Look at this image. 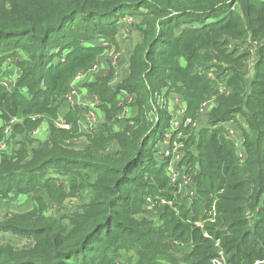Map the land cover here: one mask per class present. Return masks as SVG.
Returning <instances> with one entry per match:
<instances>
[{"label": "trees", "instance_id": "obj_1", "mask_svg": "<svg viewBox=\"0 0 264 264\" xmlns=\"http://www.w3.org/2000/svg\"><path fill=\"white\" fill-rule=\"evenodd\" d=\"M126 16L134 17L140 35L128 74L112 83L110 66L106 76L85 83L103 113L102 123L85 131L77 124L81 108L60 107L71 78L96 63L108 46L102 42L114 41ZM230 39L256 41L248 80L250 53L238 44L230 49ZM14 57L21 74L15 88L0 84V140L9 126L10 137H20L14 150L0 153V197L25 195L36 207L0 230L29 236L34 245L18 253L0 244V264H115L123 248L137 256L136 264H212L215 242L229 264H264V0H5L0 69ZM211 60L226 66L216 78L208 77L209 66L196 68ZM121 91L134 96L137 112L117 120ZM171 92L185 101L172 139L191 134L202 103L210 100V107L206 124L183 141L192 149L181 163L196 165V197L178 209L161 206L154 225L134 216L146 195L170 199L174 190L165 171L170 158L156 156L171 116L153 111ZM45 118L71 127L50 125L47 139L36 141L31 132ZM233 118L244 136L242 161L223 127ZM120 121L124 128L113 130ZM78 192L89 193L87 203L64 223L42 216L46 199L61 203ZM173 246L186 250L180 259L168 250Z\"/></svg>", "mask_w": 264, "mask_h": 264}, {"label": "rangeland", "instance_id": "obj_2", "mask_svg": "<svg viewBox=\"0 0 264 264\" xmlns=\"http://www.w3.org/2000/svg\"><path fill=\"white\" fill-rule=\"evenodd\" d=\"M1 1H5V0H0ZM134 17H129L126 16L124 18H121L119 20V25L122 24L120 27H128V23L133 21ZM125 31V30H124ZM124 35L126 36L127 33L125 32ZM138 36L137 41L138 42L140 40V35L137 32L136 34ZM119 36V33L116 34L117 38ZM124 36V37H125ZM99 42H102L101 39L99 40H94L91 41L90 43L93 44H97ZM135 42V43H136ZM108 42L103 41L102 44L103 45H108ZM235 44L239 45L240 50H248L249 51V56L246 59V64H247V69H246V74H245V79L248 80L250 77H252L253 73H254V65H255V54H256V41H251V40H247L244 42V40H240V42H237L236 40L230 39V45L229 48L231 49ZM112 47L111 51H108L107 53H102V56L105 57V64L108 66L109 70H110V66L112 65L111 62V57L113 55V53H119V55L117 56L118 60L116 61V63L114 64V73L116 71L117 68V64L120 60V58H122L123 56H125L127 53H125L126 51H124V53H122L121 51H119L118 49L114 48V44L113 46L110 45ZM108 47V46H107ZM127 50V48L125 49ZM109 58V60H108ZM128 62H129V58ZM207 65L210 67V70L208 71V77L209 78H216L218 75V71L217 68L221 67L224 69V67H226L223 63H219L215 60H211V61H202L201 63H199L198 65H196V68H199V66H204ZM18 62H17V58H10L7 59L5 61V63L1 66L0 69V84L5 88V89H12L15 88L16 86V82L18 80V75H20V71L18 68ZM96 65V64H94ZM93 65V66H94ZM92 66V67H93ZM129 67V65H128ZM91 68V67H90ZM96 73V69L93 72L92 76L90 77V79L97 77L98 75L95 74ZM128 74V73H127ZM124 75H119L118 73L114 75L113 79H112V83L113 82H120L123 79H125V77H123ZM229 74L227 72H225L224 76H221L222 80H217V87L219 91H224L225 90V79H223L224 77L228 78ZM72 80V78H71ZM70 80V82H71ZM69 82V84H70ZM85 87V84L82 85ZM87 89V88H86ZM88 92V90H87ZM126 95V94H125ZM171 95H178L181 96L180 94L176 93V92H171L166 96H162L160 98H158L157 104H155V106L153 107V111H157L159 108L164 109L165 111H167L170 116H171V121H170V126L169 128H167V130L164 133V137L162 138V140L158 143V147H160V149H158L156 151V156H161V152L163 150V146L168 143L171 147V153H172V157L175 159H178L177 162H175V164L180 167V168H184L186 171L192 173V175L195 174V168L196 165H194V167H191L190 165L185 164L184 162L181 163L182 159H184L186 157V149H192L190 148V145H184L183 141H185L186 139H188V137L190 135H193L196 133V131L204 126L206 124V116H207V109L209 106V102L210 100H206L204 103H202V106L199 110L197 119L194 120V122H192L191 124V134H185L184 132L178 133L177 136L175 138H171V134L172 132L178 128L180 126V124H182L183 122V114H182V118L180 120V123H178L176 121V118H178V113L181 110V107L179 105L178 100H176L174 98V96L171 97ZM87 97H92L93 96L91 94H89ZM134 97V96H133ZM182 97V96H181ZM122 101V105L124 106V109H127L126 106L127 105H131L134 106V113L137 112V105L135 104L134 100L127 102L125 99H121ZM98 103H99V99H98ZM89 105V103H87V106ZM66 108L65 106L62 104L60 107V112L61 111H65ZM184 113V112H183ZM83 114V113H82ZM174 115V119L173 116ZM103 117V115H102ZM235 119H238L242 125H244V127H247L246 122H244L241 117L239 116L238 113H236L234 115ZM234 118L232 120H228L226 122H224L223 127L227 130L228 127H230L232 130H234L235 133H237L238 139L241 142V149L244 151V147H243V141H244V136L241 132V130L238 128L237 122L234 120ZM173 119V122H172ZM13 120H11L12 123ZM55 121V120H54ZM54 121H49L46 118L42 120L41 124L36 128V130L34 129L31 132V137L33 139H36V141H43L45 139H47L48 137V131H49V126L50 125H54ZM103 118L98 119L97 124L102 123ZM189 120H187L185 122V124H189ZM2 121L0 120V125H1ZM96 124V125H97ZM184 124V125H185ZM55 126V125H54ZM10 127V126H9ZM86 129L85 131H88V128H84ZM170 130V131H169ZM10 132H11V128H7L5 127L4 129V137L2 140H0V153L6 151L8 153H10L12 150H14V148L17 147L18 145V140H19V134L10 137ZM229 133V132H228ZM6 138L9 139V141L6 143ZM171 138V139H170ZM231 138V137H230ZM237 138V136H236ZM80 140H82L80 138ZM235 140V138H234ZM232 139V141H234ZM240 143V142H239ZM238 143V144H239ZM160 144H163L161 146H159ZM174 144L178 145L177 149L174 150ZM236 145V143H234ZM151 145V142H150ZM186 147V148H185ZM237 147V146H236ZM237 152L239 154L240 157V161L244 160V158H241L243 156V152L242 150L238 147L236 148ZM242 154V156H240ZM168 162L167 164L169 163ZM187 166V167H186ZM167 167V166H166ZM166 171V168H165ZM167 174V171H166ZM168 176V175H167ZM169 180V177H168ZM194 181V178H193ZM195 184V183H194ZM169 185H172L170 183L169 180ZM173 186V185H172ZM66 187V186H65ZM173 191H170L169 194L171 195V197H169L170 199H166L164 197L158 196V195H146L144 197V205L141 208V211L134 216V219H137L138 221H146V222H151L152 224H159L160 223V209L161 206L163 205H169L171 207H176L178 209V206H182L183 205V199L180 197L179 193H178V188L176 186H173ZM196 193V191H195ZM89 193L88 192H78L77 196H67L65 197L61 203H52L51 201L47 200V204L44 210H42L41 214L42 216H44L45 218L49 219H55V220H59V223H64L63 221L65 220L64 217L70 214H73L79 210H81L84 204H86L87 202V197H88ZM163 195H165V192L163 193ZM167 197V196H165ZM194 199V198H192ZM189 203H191L190 200H187V204L189 205ZM36 207L33 201H30L29 198L25 195H19V194H13L12 192L8 194V196L6 197H0V227H2L5 223V221L7 219L12 218L13 215L15 214H25L27 212L32 211V209ZM254 214H252L253 216ZM174 243V242H173ZM0 244L1 245H8L10 246L14 252H18L21 253L24 250H27L29 248H31L34 245V241L32 238H30L29 236H23L20 235L18 233H15L11 230H0ZM174 246L175 245L174 243ZM171 247L168 248V250L170 251V253L172 255H174L177 258H181L183 252H185L186 250L182 249H178V247ZM120 250V249H119ZM118 250V252L116 253V256L114 258H116L117 260H115V264L117 262H119L120 264H136L137 261V256L133 254L132 250H125V248L121 249L120 251ZM133 255V256H130ZM131 257V258H129Z\"/></svg>", "mask_w": 264, "mask_h": 264}, {"label": "built area", "instance_id": "obj_3", "mask_svg": "<svg viewBox=\"0 0 264 264\" xmlns=\"http://www.w3.org/2000/svg\"><path fill=\"white\" fill-rule=\"evenodd\" d=\"M118 55H119V53H113V55L111 57V62H112L113 66L116 63V61L118 60L117 59ZM95 69H96V65H94L91 68L81 70L73 76V78L69 84L68 92L65 96L64 104H66V108H72L75 105H77L76 98H77L78 89H80L79 87L82 86V84L85 81H87V78L93 74ZM97 104H98V98L96 96H94L93 102H91L88 105V109L86 110V113L84 114L85 118L78 120V124L80 126L85 127V128H91L97 124L98 118H97L96 113H95V109L97 108ZM208 107H210V102H209ZM126 116H127L126 110H123L122 113L117 116V120H120ZM54 125H55V127L60 128V129H70V127H71V125L68 122L64 121L62 118L56 119L54 121ZM7 128H9V127H7ZM5 142L7 143V138H6ZM177 147H178V145L174 144V150H176ZM162 156L170 158L169 163L167 164V167H166V171H167V175L169 177L170 183L173 186H176L178 188V193H179L180 197L183 199V204L188 205L187 200L191 201V200H193L192 198L196 197L195 184L193 181L192 173L186 171L184 168L178 167L175 164V162H177L178 159H175L172 157L173 155L171 153V147L169 146L168 143L164 146V148L161 152V157ZM240 156H242V154ZM241 158H243V156ZM195 224L197 226L202 227V222H200V221L195 222ZM203 234H204V236H208L205 232ZM215 246L218 247V251H217L216 256L213 257V259L211 260L212 264H229L226 261L225 253L223 252V250L221 248H219L218 242H215ZM258 263L259 262H255L254 264H258ZM116 264H120V263L117 262Z\"/></svg>", "mask_w": 264, "mask_h": 264}, {"label": "crops", "instance_id": "obj_4", "mask_svg": "<svg viewBox=\"0 0 264 264\" xmlns=\"http://www.w3.org/2000/svg\"><path fill=\"white\" fill-rule=\"evenodd\" d=\"M131 22L128 23V25H129L128 27H123V29H122V27H120L119 36L117 38H115L113 42L109 41L108 47L103 52V53H107L108 51H111L112 47L110 45L113 46V44H114V48L118 49L122 53H124V51H126L125 53H127V54L125 56H123L122 58H120V60H119V62L117 64L116 71H115V74L118 73L119 75H124L123 77H125L127 75V73H128L129 62H128L127 58H129L130 52H131L133 46L136 44L135 42L137 41V38H138V36L136 35L137 31L131 25ZM125 32L127 33L126 36L124 35ZM126 48H127V50H125ZM105 59L106 58L103 57L102 54L97 57V60H96V63H95L96 64V73L95 74H97L98 76H106L109 73V68L105 64ZM108 60H109V58H108ZM90 77H88L87 81H85L82 85H84L85 83H87L90 80H92V78L90 79ZM113 83H115V82H113ZM79 88L80 89H78L77 98H76L77 105H75V107L77 106V107L81 108L84 112H82L83 114L79 115L78 120L85 118L84 114L86 113V110L88 109L87 103L90 104L91 102H93V98L92 97H87L90 94L89 92H87V89L84 88V86H80ZM92 96L94 97V95H92ZM172 96H174V98L176 100H178L179 105L181 107V110L178 113V118H176V121L178 123H180L183 111L185 109V101L183 100V98L181 96L171 95V97ZM120 99H125L127 102H130V101L134 100V97L132 95H129V94L125 93L124 91H121L120 92ZM98 104H97V108L95 109V113H96L97 118L101 120V118H103L102 117L103 113L98 108ZM64 106L66 108V104H64ZM126 108L127 109H124V110H126V113H127L126 118H130V117H132V116H134L136 114V113H134V106L127 105ZM66 110H67V108H66ZM172 116H173V119H174V115H172ZM173 119H172V122H173ZM77 124H78V122H77ZM112 125H113V130H115V131H119V130H122L124 128V124L121 121L112 123ZM78 126L80 128L82 127L79 124H78ZM83 128H85V127H82V129ZM227 130L229 132V135H230L231 139L234 140V138H235V140L233 141L234 143H236L235 146H237V148L239 147L241 149V142L242 141H240L238 139L239 135H237V133H235L234 130H232L230 127H228ZM236 136H237V138H236ZM161 145H163V144H160L159 146H161ZM242 152H243V150H242ZM243 158H244V154H243Z\"/></svg>", "mask_w": 264, "mask_h": 264}]
</instances>
